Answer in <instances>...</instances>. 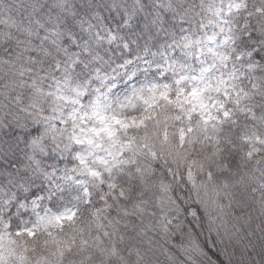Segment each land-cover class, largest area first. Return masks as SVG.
Instances as JSON below:
<instances>
[{"label": "clouds", "instance_id": "1", "mask_svg": "<svg viewBox=\"0 0 264 264\" xmlns=\"http://www.w3.org/2000/svg\"><path fill=\"white\" fill-rule=\"evenodd\" d=\"M0 264H264V0H0Z\"/></svg>", "mask_w": 264, "mask_h": 264}]
</instances>
